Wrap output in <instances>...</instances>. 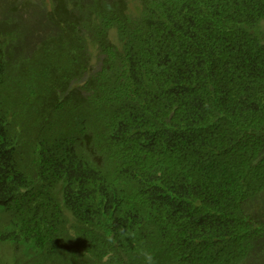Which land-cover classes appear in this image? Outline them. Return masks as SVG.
<instances>
[{
	"label": "trees",
	"instance_id": "obj_1",
	"mask_svg": "<svg viewBox=\"0 0 264 264\" xmlns=\"http://www.w3.org/2000/svg\"><path fill=\"white\" fill-rule=\"evenodd\" d=\"M264 0H0V264H264Z\"/></svg>",
	"mask_w": 264,
	"mask_h": 264
},
{
	"label": "clouds",
	"instance_id": "obj_2",
	"mask_svg": "<svg viewBox=\"0 0 264 264\" xmlns=\"http://www.w3.org/2000/svg\"><path fill=\"white\" fill-rule=\"evenodd\" d=\"M145 255V264H156L155 259L151 253H143Z\"/></svg>",
	"mask_w": 264,
	"mask_h": 264
},
{
	"label": "rangeland",
	"instance_id": "obj_3",
	"mask_svg": "<svg viewBox=\"0 0 264 264\" xmlns=\"http://www.w3.org/2000/svg\"><path fill=\"white\" fill-rule=\"evenodd\" d=\"M263 28H264V24H263Z\"/></svg>",
	"mask_w": 264,
	"mask_h": 264
}]
</instances>
